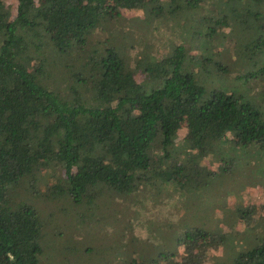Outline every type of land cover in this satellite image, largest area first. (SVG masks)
Instances as JSON below:
<instances>
[{
  "label": "trees",
  "instance_id": "16d2710c",
  "mask_svg": "<svg viewBox=\"0 0 264 264\" xmlns=\"http://www.w3.org/2000/svg\"><path fill=\"white\" fill-rule=\"evenodd\" d=\"M202 1L17 0L13 15L0 0V264H40L39 212L14 201L9 188L23 177L33 187L41 168L58 170L51 194L90 202L99 184L126 193L140 185L191 183L193 171L169 160L183 125V142L197 148L198 157L229 136L264 145V0H213V14L197 15L205 17L210 37L235 24L232 31L244 40L237 41L240 57L248 63L236 78L261 81L251 95L236 86H210L194 70L185 43L159 55L142 53L131 65L121 44L89 41L121 8H144L150 21L187 14ZM69 57L79 59L77 68L62 61ZM198 60L206 71L227 69L209 56ZM50 67L67 73L61 85L48 80ZM138 70L145 73L141 79ZM203 232V226L187 227L179 239L191 251L229 238L212 230L200 240ZM227 264H264V236Z\"/></svg>",
  "mask_w": 264,
  "mask_h": 264
},
{
  "label": "rangeland",
  "instance_id": "374dc122",
  "mask_svg": "<svg viewBox=\"0 0 264 264\" xmlns=\"http://www.w3.org/2000/svg\"><path fill=\"white\" fill-rule=\"evenodd\" d=\"M4 1L14 15L17 0ZM213 7V0H204L187 14L181 10L150 21H146L144 8H121L120 16L95 28L89 41L110 38L121 44L131 65L142 53L159 55L172 43H185L194 55V70L210 86H236L251 95L260 89L261 81L255 78L244 83L236 78L248 63L240 57L242 44L237 41L244 40L232 31L235 24L217 30L227 32L222 41L219 34L206 36L202 25L206 19L197 18L213 14ZM207 56L225 63L227 69H202L203 61L198 59ZM77 60L62 59L73 68ZM65 74L59 67H50L48 80L61 85ZM144 75L138 70L135 77ZM184 133L183 125L169 160L183 164L186 173L193 171L196 177L191 183L140 185L126 193L99 184L103 188L90 202L51 194L56 168H41L33 187H27L26 177L11 184L13 200L33 205L41 217L40 264H227L235 253L258 243L264 236V145L235 143L227 136L218 148L198 157L197 148L183 142ZM222 164L225 169H219ZM195 225L204 228L200 240H207L208 233L216 230L229 237L227 243H205L187 250L179 238Z\"/></svg>",
  "mask_w": 264,
  "mask_h": 264
}]
</instances>
